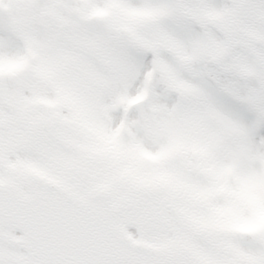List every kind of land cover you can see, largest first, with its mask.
Listing matches in <instances>:
<instances>
[{
  "label": "snow or ice",
  "instance_id": "obj_1",
  "mask_svg": "<svg viewBox=\"0 0 264 264\" xmlns=\"http://www.w3.org/2000/svg\"><path fill=\"white\" fill-rule=\"evenodd\" d=\"M0 264H264V0H0Z\"/></svg>",
  "mask_w": 264,
  "mask_h": 264
}]
</instances>
